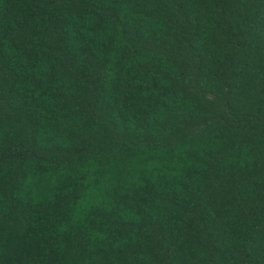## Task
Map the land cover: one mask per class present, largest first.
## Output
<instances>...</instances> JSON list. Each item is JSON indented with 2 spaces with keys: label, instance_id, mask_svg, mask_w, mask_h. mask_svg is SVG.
Returning a JSON list of instances; mask_svg holds the SVG:
<instances>
[{
  "label": "trees",
  "instance_id": "trees-1",
  "mask_svg": "<svg viewBox=\"0 0 264 264\" xmlns=\"http://www.w3.org/2000/svg\"><path fill=\"white\" fill-rule=\"evenodd\" d=\"M0 264H264V0H0Z\"/></svg>",
  "mask_w": 264,
  "mask_h": 264
}]
</instances>
